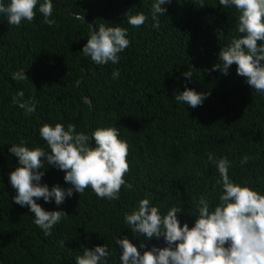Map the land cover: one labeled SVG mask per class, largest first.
Returning a JSON list of instances; mask_svg holds the SVG:
<instances>
[{"label":"trees","instance_id":"16d2710c","mask_svg":"<svg viewBox=\"0 0 264 264\" xmlns=\"http://www.w3.org/2000/svg\"><path fill=\"white\" fill-rule=\"evenodd\" d=\"M7 2V0H6ZM153 0H52L55 25L44 24L37 12L31 23L10 25L0 16V264H75L84 248L106 244L112 251L108 264H119L115 238L128 237L139 247H163V239L145 241L124 222L143 198L161 213L181 206L178 219L192 226L201 196L216 202L220 192L216 158L231 162L229 177L264 194V95H256L244 77L230 66L228 74L212 71L220 48L236 37L238 13L220 7L218 0H171L158 29L149 16ZM68 11L70 16L64 13ZM143 12L149 19L134 28L126 12ZM84 21L75 20V14ZM126 28L129 46L116 65L94 64L81 53L89 25ZM261 42L257 41L259 46ZM119 69L120 77L111 73ZM25 71L27 79L13 80ZM190 71L192 79L182 73ZM185 86L208 93L202 105L191 108L173 97ZM18 91L24 100L36 101L26 115L12 102ZM90 100L91 105L84 102ZM72 123L77 131L115 126L128 143L127 186L118 200L100 199L86 188L83 194L56 207L37 203L45 210H62L64 217L45 237L33 224L27 207L15 204L8 174L16 158L10 145L46 148L38 134L44 124ZM248 162L241 165L242 157ZM42 184L69 187L64 173L47 166ZM35 199V198H34ZM64 247H59V242Z\"/></svg>","mask_w":264,"mask_h":264},{"label":"clouds","instance_id":"9594fccd","mask_svg":"<svg viewBox=\"0 0 264 264\" xmlns=\"http://www.w3.org/2000/svg\"><path fill=\"white\" fill-rule=\"evenodd\" d=\"M171 0H153L149 16L152 28L158 29L159 18L165 16L163 5ZM220 7L234 8L238 13L236 37L228 45L220 48L212 71L228 74L231 65L235 72L244 77L245 83L256 95H264V0H218ZM200 0V7H203ZM37 12L42 14L43 23L55 25L52 0H0V16L10 25L19 26L22 21L31 23ZM127 23L137 28L149 16L143 12L125 13ZM75 20L84 21L78 13ZM89 35L81 53L90 57L97 65L118 64L120 53L129 46L128 30L119 26L100 24L97 28L89 25ZM257 41L261 43L257 45ZM186 80L192 73H182ZM120 77L119 69L111 73L113 80ZM13 80L27 79L25 71L12 74ZM208 93L197 92L185 86L174 97L177 104L196 108L202 105ZM24 92L18 91L12 98L13 104L26 115L36 111V101L24 100ZM39 137L46 148H29L26 141L10 145L8 152L16 158V166L8 174V182L15 190L12 200L20 207H27L33 216V224L42 230L45 237L62 218L68 217L62 210L49 211L41 207L44 203L54 202L57 208L65 198L73 193L83 194L86 188L100 199L118 200L120 189L127 186L125 175L129 172L128 143L120 138L115 126L97 127L89 131H77V126L68 123L54 125L44 123L38 129ZM207 161L214 164L219 175L217 183L220 192L216 202L201 196L196 204V215L191 227L181 224L178 214L181 206H171L166 213L150 200L137 201L131 212L123 216L124 222L136 237L145 241L163 239V247L144 244L137 250L128 237L114 239L119 247V264H264V194L247 184L234 182L229 177L231 162L226 157L216 158L211 152L206 154ZM249 157L241 158V165ZM50 166L64 173L63 181L70 185L58 184L51 188L41 183L45 167ZM35 198V199H34ZM64 247V242H59ZM112 251L108 245H94L84 248L75 256V264H108Z\"/></svg>","mask_w":264,"mask_h":264},{"label":"water","instance_id":"95a60500","mask_svg":"<svg viewBox=\"0 0 264 264\" xmlns=\"http://www.w3.org/2000/svg\"><path fill=\"white\" fill-rule=\"evenodd\" d=\"M64 14H65L66 16H70V15H71V13L68 12V11H66ZM84 102H85L86 104H88V105H91L90 100L87 99V98H84Z\"/></svg>","mask_w":264,"mask_h":264}]
</instances>
